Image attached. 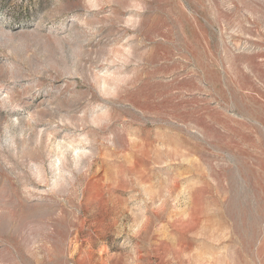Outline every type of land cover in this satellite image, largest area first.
I'll return each instance as SVG.
<instances>
[{
    "label": "rangeland",
    "instance_id": "1",
    "mask_svg": "<svg viewBox=\"0 0 264 264\" xmlns=\"http://www.w3.org/2000/svg\"><path fill=\"white\" fill-rule=\"evenodd\" d=\"M134 4L143 63L104 101L94 69ZM4 97L0 264H264V0H0ZM100 105L111 123L85 128ZM53 125L95 159L67 192L26 193Z\"/></svg>",
    "mask_w": 264,
    "mask_h": 264
},
{
    "label": "clouds",
    "instance_id": "2",
    "mask_svg": "<svg viewBox=\"0 0 264 264\" xmlns=\"http://www.w3.org/2000/svg\"><path fill=\"white\" fill-rule=\"evenodd\" d=\"M90 6L95 9L98 4L91 3ZM142 11L141 5L134 4L130 7L129 14L123 17L122 27L130 35L117 46L122 49L121 55L115 56L113 50L109 49L101 57L99 67L94 69L93 82L98 96L104 101L119 99L133 85L143 63L144 53H138L134 44V33L140 26L142 17L139 13ZM29 119L30 114L25 117L26 121ZM79 119L85 122V128L100 129L111 123V109L107 105H100L91 113H81ZM19 121V117L11 120L13 126L18 125ZM57 124L71 126V118L61 117ZM56 127L57 125H53L52 129H39L37 141L41 137H46L48 141V161L46 164L39 161L29 162L27 171L32 183L25 187L26 193H38L41 190L57 194L67 192L78 176L87 174L95 159V141L87 131L77 135L60 134L55 130ZM108 142L110 143V137ZM15 147L16 141L11 135H5L0 140V149L14 151ZM37 185H42L43 188H38Z\"/></svg>",
    "mask_w": 264,
    "mask_h": 264
},
{
    "label": "bare ground",
    "instance_id": "3",
    "mask_svg": "<svg viewBox=\"0 0 264 264\" xmlns=\"http://www.w3.org/2000/svg\"><path fill=\"white\" fill-rule=\"evenodd\" d=\"M80 261V260H79Z\"/></svg>",
    "mask_w": 264,
    "mask_h": 264
}]
</instances>
